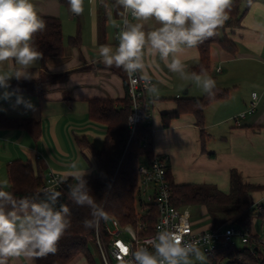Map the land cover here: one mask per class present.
<instances>
[{"label":"crops","instance_id":"0c3cea01","mask_svg":"<svg viewBox=\"0 0 264 264\" xmlns=\"http://www.w3.org/2000/svg\"><path fill=\"white\" fill-rule=\"evenodd\" d=\"M33 2L41 17L62 21L64 47L61 55L52 56L45 64L40 59L30 69L36 73L35 79H22L45 82L42 98L18 91L31 101L34 110L22 105L14 107L15 96L10 101L0 100V116L41 123L38 138L24 128H0V179L8 181V165L14 160L30 162L45 180L51 170L65 176L73 162L78 163L80 170H87V175L96 174L98 159L88 147L78 145L77 137H85L95 148H101L107 126L91 119L90 101L126 95L127 73L122 68L103 65L97 56L100 45H118L123 10L116 0H84L80 15L73 14L60 0ZM241 14L239 22L227 24V19L220 27V37L233 40L236 53L228 52L218 42L211 46V66L206 74L215 80L216 89L227 90L228 96L207 107L202 125L193 113L181 115L169 127L163 123V114L176 111L180 99L206 95L193 79L181 78L170 72L158 56L147 54L145 69L138 72L155 86V93L149 92L147 96L152 105L148 121L152 126L153 149L155 155L168 158L177 184H209L229 193L231 172L237 170L244 182L264 187V0H241ZM134 23L137 21L133 17L127 20V24ZM143 23L146 30L158 26L153 20ZM79 33L80 43L71 45L70 38ZM179 56L189 75L192 67L200 63L198 46ZM15 81H10L9 91L16 90ZM254 92L258 94L254 112L239 117L250 107ZM262 198L264 188L251 194L252 202ZM200 211L205 219L194 220L196 227L211 228L213 223L206 208L200 207ZM254 224L259 229L252 233L258 235L264 246V215H256ZM7 264L30 262L24 257H10ZM31 264H37V260ZM68 264L90 263L80 254Z\"/></svg>","mask_w":264,"mask_h":264},{"label":"clouds","instance_id":"9594fccd","mask_svg":"<svg viewBox=\"0 0 264 264\" xmlns=\"http://www.w3.org/2000/svg\"><path fill=\"white\" fill-rule=\"evenodd\" d=\"M84 0H68L70 11L83 13ZM233 0H116L123 14L137 21L120 31L118 45H100L97 56L107 67L122 68L131 78L145 69V55L158 56L168 70L183 79H193L209 97L214 95L215 80L206 73H187L179 53L193 49L214 36L228 19ZM153 20L158 25L145 29L143 22ZM46 27L33 0H0V100L10 101L14 107L34 110L18 90L9 91L10 81L30 80L36 73L30 71L42 59L34 36ZM146 80L147 77H144ZM155 93V86L148 87ZM131 119V117H130ZM60 183L67 185V198L76 206L88 207L92 216H104L85 179L87 170L78 163ZM69 180L74 183H69ZM43 198L17 199L13 193L0 190V264L10 257H24L31 262L54 254L57 244L71 227L70 209L61 204L62 193L54 187L42 190ZM85 227L92 222L84 221ZM135 250H126L130 258L123 264H192L191 257L202 260L197 242H186L178 231L161 230Z\"/></svg>","mask_w":264,"mask_h":264},{"label":"trees","instance_id":"16d2710c","mask_svg":"<svg viewBox=\"0 0 264 264\" xmlns=\"http://www.w3.org/2000/svg\"><path fill=\"white\" fill-rule=\"evenodd\" d=\"M69 8L68 0H60ZM70 10V9H69ZM241 0H233L232 7L228 11L227 24L239 22L241 19ZM46 24L42 32L34 36L35 46L43 53V64L52 56L61 55L64 47L62 21L59 18L41 17ZM218 42L230 53H236L235 42L227 37H220V28L214 36L199 44L200 63L192 67V73L202 74L210 71L211 46ZM80 43V33L70 38L71 45ZM43 80L15 81L13 87L18 91L32 93L43 97ZM126 95L120 99H94L90 101L89 113L94 121L104 123L107 133L101 148H95L85 137H77V143L81 147H88L99 161V172L86 175L96 203L103 210L104 216L93 217L88 207H79L67 198V185L58 190L62 193L56 208L61 204L70 209L71 227L57 244L54 254L37 259V264H68L80 254H83L90 264H95L90 243L95 240L97 220L100 217L101 226L108 217H116L125 225L136 224V191L138 188V169L145 160L153 159L152 126L148 121V113L152 110L148 98L143 99L144 116L134 130L129 126V115L133 111V103L128 92L126 82ZM228 96L227 90H214V95L207 94L200 98L180 99L178 108L171 113L163 114V123L169 127L171 122L185 113H193L197 117L199 125L204 123V115L207 107L214 101ZM0 128H24L30 130L35 138L41 132V123L33 119H11L0 116ZM167 178L170 182L172 202L178 208L205 207L207 214L216 226H237L248 229L253 238H259L252 233L251 226L255 216H263L264 210L255 212L252 208L251 194L264 187L253 185L243 181L237 170L231 172V190L229 193L221 191L217 186L209 184H177L169 169ZM7 189L19 199L25 196L35 198L40 194L38 189L45 184L46 180L38 174L30 162L14 160L8 165ZM69 183L74 181L69 180ZM149 213L143 217L149 225L148 233L152 232V225L158 220V209L150 204ZM92 222L91 227H85L84 221ZM263 243L262 240H260ZM261 243L244 244V248H237L234 243L229 248H221L212 254H207L208 264H264V248Z\"/></svg>","mask_w":264,"mask_h":264},{"label":"built area","instance_id":"2783aa9c","mask_svg":"<svg viewBox=\"0 0 264 264\" xmlns=\"http://www.w3.org/2000/svg\"><path fill=\"white\" fill-rule=\"evenodd\" d=\"M132 17L130 14H123L121 29L126 27L127 20ZM128 77V92L130 94L133 111L129 115V126L134 130L142 122L144 116L143 99L148 96V87L152 86L149 80L141 78L138 73ZM254 100L250 107L239 114V117L246 116L255 110L257 103V92L252 94ZM131 117V119H130ZM149 117V116H148ZM169 171L168 158L166 156L154 155L150 161L145 160L138 169V188L136 194L141 197L140 203L143 210L149 213V205L152 204L158 209V220L152 225V232L147 234L149 225L143 220L145 215L137 212L136 224L128 223L123 225L116 217H108L104 225L100 224V217L97 220L95 244L103 264H123V261L130 258L125 255L127 250H135L138 247L146 246L145 242L150 240L161 230L178 231L186 242H197V247L205 255L212 254L221 248H229L238 238L243 244L261 243L259 238H253L248 229L237 226H216L209 229L199 230L196 222L192 220L190 207L178 208L172 202L170 182L167 178ZM63 175L51 170L46 182L38 189L54 187L57 191L63 188L60 183ZM255 212L264 210V198L256 200L252 204ZM220 264H227L222 261Z\"/></svg>","mask_w":264,"mask_h":264},{"label":"rangeland","instance_id":"374dc122","mask_svg":"<svg viewBox=\"0 0 264 264\" xmlns=\"http://www.w3.org/2000/svg\"><path fill=\"white\" fill-rule=\"evenodd\" d=\"M8 187H9V184H8L7 179L6 178L0 179V189H7ZM140 199H141V197H139L137 195V197H136V210H137L138 213H140L142 215H145L147 213V210H143L142 209L141 203H140ZM190 210H191V213H192V220H200V219H203L205 217L201 213L200 207H190ZM203 222H204V224L207 223V221H205V220ZM200 225L201 224H199L198 226H200ZM258 229H259L258 224L257 225L254 224L252 226V231L253 232H257ZM235 244H236L237 248H239V249L244 248V244L238 238H235ZM263 247L264 246H261V248H263ZM90 252L92 253L94 263L96 262V264H103L102 260H101V257H100V254L98 252L97 246H96L94 241L90 243ZM202 255H203V259L202 260L196 259L194 256L191 257L192 264H208L207 256L204 253H202Z\"/></svg>","mask_w":264,"mask_h":264},{"label":"snow or ice","instance_id":"6c2138e0","mask_svg":"<svg viewBox=\"0 0 264 264\" xmlns=\"http://www.w3.org/2000/svg\"><path fill=\"white\" fill-rule=\"evenodd\" d=\"M126 250H127V249H123V248H122V251H126Z\"/></svg>","mask_w":264,"mask_h":264}]
</instances>
